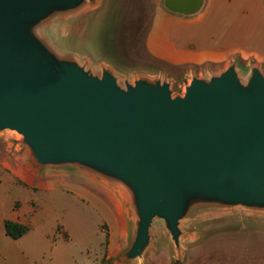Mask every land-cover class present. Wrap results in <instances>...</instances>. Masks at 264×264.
I'll use <instances>...</instances> for the list:
<instances>
[{
  "label": "water",
  "instance_id": "obj_1",
  "mask_svg": "<svg viewBox=\"0 0 264 264\" xmlns=\"http://www.w3.org/2000/svg\"><path fill=\"white\" fill-rule=\"evenodd\" d=\"M95 0H0V132L15 131L36 163L78 165L125 185L134 239L144 256L161 220L177 249L181 222L203 208L264 211V72L243 81L232 62L192 75L183 95L170 81L122 87L57 54L39 34L54 17ZM182 14L203 0H165Z\"/></svg>",
  "mask_w": 264,
  "mask_h": 264
},
{
  "label": "rangeland",
  "instance_id": "obj_2",
  "mask_svg": "<svg viewBox=\"0 0 264 264\" xmlns=\"http://www.w3.org/2000/svg\"><path fill=\"white\" fill-rule=\"evenodd\" d=\"M161 1L95 0L54 17L39 34L57 54L96 75L110 69L122 87L139 78L160 79L170 81L174 95H183L188 68L170 67L146 47ZM238 73L247 81L249 66L240 63ZM130 214L131 192L122 183L78 165L42 166L19 133L0 132V248L24 245L40 255V264H264V211L200 209L181 222L179 249L156 219L150 246L137 260L124 257L134 239L127 236ZM20 215L34 225L23 241L4 229L6 219Z\"/></svg>",
  "mask_w": 264,
  "mask_h": 264
},
{
  "label": "crops",
  "instance_id": "obj_3",
  "mask_svg": "<svg viewBox=\"0 0 264 264\" xmlns=\"http://www.w3.org/2000/svg\"><path fill=\"white\" fill-rule=\"evenodd\" d=\"M146 47L156 60L170 67L188 68V81L192 75L208 77L219 73L232 62L254 64L264 72V0H203L201 9L188 15L169 10L161 1L155 8ZM42 187L49 192L55 189ZM10 220L26 224L27 218L20 215ZM126 221L129 238L134 230L133 216L128 215ZM33 226L19 238L21 241L33 233ZM39 261L40 255L16 242L0 248V264H40Z\"/></svg>",
  "mask_w": 264,
  "mask_h": 264
},
{
  "label": "trees",
  "instance_id": "obj_4",
  "mask_svg": "<svg viewBox=\"0 0 264 264\" xmlns=\"http://www.w3.org/2000/svg\"><path fill=\"white\" fill-rule=\"evenodd\" d=\"M4 228L6 234L13 239H19L30 230V227L28 225L10 219L5 220Z\"/></svg>",
  "mask_w": 264,
  "mask_h": 264
}]
</instances>
